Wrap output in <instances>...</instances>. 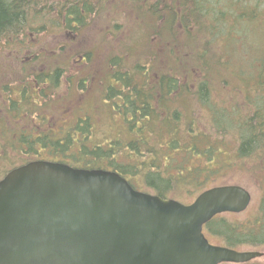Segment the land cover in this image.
I'll list each match as a JSON object with an SVG mask.
<instances>
[{"label": "trees", "instance_id": "1", "mask_svg": "<svg viewBox=\"0 0 264 264\" xmlns=\"http://www.w3.org/2000/svg\"><path fill=\"white\" fill-rule=\"evenodd\" d=\"M95 23L98 31L88 41L86 31ZM245 26L254 35L253 41L257 37L264 41V0H0V90L20 94L15 98L8 92L4 98L9 115L12 110L20 113L10 124L28 117L34 125L46 123L40 106L46 110L56 105L54 98L64 94L61 86L67 81L70 103L81 101L89 88L99 89V99L125 119L131 138L126 147L117 140L108 147H89L91 121L82 115L69 127L73 134L64 139L35 137L25 129L15 134L12 130L9 137L8 121L0 118V137L7 133L0 146V177L43 159L39 156L48 148L52 151L46 153L55 155L50 159L75 167L103 168L98 164L106 158L109 165L103 169L124 176L142 172L154 194L165 198L173 183L198 178L194 164L183 165L177 176L164 173L173 168L176 154H183L189 163L200 156L213 162L211 153L223 152L219 144L225 136L233 137L237 160L253 161L264 171V88L260 87L264 86V66L258 67L256 100L242 115H235L231 107L227 111L212 95L218 85L223 90L221 84H228L222 77L231 67L229 60L224 61L228 50L232 54L243 45L241 55L256 53L245 37ZM20 70L24 75L18 77ZM239 71L242 75L245 67ZM7 73L14 76L13 86L2 77ZM29 76L33 81L28 82ZM239 78L247 83L252 76ZM37 84L42 89L32 97ZM195 114L206 118L203 127L197 126L199 130L194 128L200 121ZM77 145L82 165L67 159ZM121 150H130L126 154L137 159L135 166L119 163ZM141 154L150 158L139 160ZM259 207L254 219L243 222L227 214L216 215L204 226L206 237L211 243L218 237L220 245L238 250L264 247V192Z\"/></svg>", "mask_w": 264, "mask_h": 264}, {"label": "water", "instance_id": "2", "mask_svg": "<svg viewBox=\"0 0 264 264\" xmlns=\"http://www.w3.org/2000/svg\"><path fill=\"white\" fill-rule=\"evenodd\" d=\"M252 202L239 184L185 204L141 191L118 171L38 159L0 180V264H223L262 257L213 244L204 226Z\"/></svg>", "mask_w": 264, "mask_h": 264}, {"label": "rangeland", "instance_id": "3", "mask_svg": "<svg viewBox=\"0 0 264 264\" xmlns=\"http://www.w3.org/2000/svg\"><path fill=\"white\" fill-rule=\"evenodd\" d=\"M99 1L100 0H98V2ZM242 29H244L245 31L246 39L249 41H253L254 35L247 28V26L243 27ZM97 31H98V23H95L92 27H90L86 31L85 38L89 41L90 39H92L93 34H96ZM238 33L241 34V30ZM257 38L258 39H256L253 42L248 41V43L250 44V47H252L251 49L252 52L256 51V53L252 54L250 53L251 52L250 50L248 52L250 54H247V56L245 54L241 55L243 45L241 47L238 46L235 52H233L232 54L230 52L233 50L227 51L228 55H227V58H224V61L225 63H227L226 60H229L231 67H229L228 70H224V72H222L223 73L222 77L228 81L227 82L228 84L226 85L221 84V85H224L223 90L220 89V85H218V89L215 86L217 90H214L212 93L213 96L219 99V98L224 97L226 91L233 92L236 96V97L234 96L233 97L237 98L236 104L238 106L237 111L234 112L235 115H238L239 113H241L242 115L245 108L248 106H251L252 103L254 104V100H256L254 98V94L258 91L257 88L259 87V85L256 82H258V78L260 77L259 75V77L257 78V73L259 70L258 67H260V65L264 66V51H263L264 41L262 40V37L260 38L257 37ZM245 45L248 46V44H245ZM139 50L135 54H138ZM15 65H19V63H15ZM243 66L245 67V72L241 75V72L239 71V67H243ZM17 69H20V68H17ZM19 73L20 74L18 75V77H20L21 75H24L23 71L21 70L19 71ZM72 75L73 74H70L68 76H72ZM241 76L246 77V79H249V76H252V79H250L249 82L244 83L245 80L242 78H239ZM2 77L5 80H7L8 83H10V85L13 86L12 83L14 82V80H12V78H14V76L7 73V74H3ZM263 77H264V74H263ZM63 78L65 81L66 75ZM251 80H253V83H251ZM31 81H33V76H29L28 78V82H31ZM226 87L228 88L234 87V89L227 90ZM260 87L264 88V86H261V85ZM41 89H42L41 86L37 84V88L35 90L36 94ZM15 91L11 93V90L10 91L8 90L6 93L8 94L9 92L11 97L13 95L15 98L16 97L19 98L18 95L17 96L14 95ZM98 91L99 89L94 90L92 88H89L87 92L83 93V99L81 101L70 103L69 102L70 98H67L69 87L67 85V81L64 82L61 86V92L64 94H59L57 97L54 98L56 105H52L50 108H47L46 111H43L45 110V107L40 106L42 108V113H45L50 118L48 125L46 127L45 123H42V124L37 123L34 125V122H33L34 119L29 118V117L27 120H23L20 124L18 123L15 125L10 124V121L13 119V116H18L20 113L18 114L14 110L11 111L13 114L9 115V113H7V110L5 108L8 106H6L4 103V98L6 96V93L0 90V108L2 109V111H0V118H4L8 121L7 125L9 127L8 128L9 137L15 134L19 129L20 130L25 129V130H28L29 132L35 129L34 130L35 136L38 135L37 137L46 136L45 133H50L53 139H58V137L63 136V135L59 133L57 135L54 134L55 135L54 136L52 135L53 133L51 132V129L53 131H59V129L62 127L64 123L67 127H71V126L74 127V125L76 124V120L77 119L79 120L78 115L79 116L82 115L84 117L89 118V120L91 121L92 132L88 136L89 141L87 142V145L89 147H94L100 144L108 147L111 141L113 140H117L120 143L124 141L125 142L124 147H126L127 142L131 139L128 136V132L126 130L127 128L126 124L120 115L113 113L110 110V108L106 106V104L103 101L99 99V95L97 94ZM36 94L34 93L31 96L34 97ZM213 102L214 100L211 98V103ZM173 105L174 103L171 104V106ZM197 109H199V107ZM225 109L228 110V108L226 107ZM4 110L6 114H2ZM200 111L201 110H199V112ZM58 112L62 113L63 115L61 114L59 120L56 121L54 120V118L56 116L58 117ZM202 113L205 114V112L201 111V114ZM22 117H25V116H22ZM194 117H197L200 120L196 122V124L194 125V128L199 130L197 126L203 127V122L206 118H204L203 120V118H200L203 116H200L199 114L198 115L195 114ZM11 130L16 131V132H12L13 133L12 134ZM5 135H7V133ZM5 135L0 137V146H1V140L4 139ZM225 137L226 138L222 139V141L219 144L220 149H222L223 152L217 153L216 151H214L213 153H211V156L214 157L213 162L208 163V161H206L207 158L203 159V157L200 156L199 157L200 159H195L193 160L192 163H189V161L185 162L182 159L184 157L183 154L181 153L178 155L176 154V156L178 157V160L176 162H173V168L165 169L166 171L164 170V173L177 176L179 175V169L182 168L183 165H186L189 168V166L194 164V165H197V169L195 171L199 173L198 178L196 180H193L190 183L180 182V181L173 183L172 185H170L169 189L165 191L166 193L165 195L171 198H175L181 202L188 203V202L193 201L200 192L208 188L218 186V185H223V184H241L247 187L251 191L253 195L252 203L250 204L248 209L242 213H234L235 215L227 213V215L232 220L241 221V222L248 221L249 219H254V216L258 214L259 209H260L259 207L260 200L264 192V171L263 170L261 171V168H259V166L255 164L253 161L245 160L243 162H240L239 160H237L232 150V147L234 146L233 137H230V138L229 136H225ZM47 150L48 148H46L44 153H42L39 157L45 159V158H51V156H55L52 154H47L46 153ZM80 150H81L80 145H77V147L71 148L69 150L70 154H68L67 159H69V161L77 165L79 164L82 165L83 164V161L81 160L82 151ZM128 151L130 150L119 151L118 161L119 163H126V162L132 163L135 166L137 163V159L134 157L131 158L129 154L127 156L126 153ZM4 152H7V151L4 150ZM146 155L141 154L140 156H138L139 160H142L144 158V160L146 161V159H149L150 156L147 157ZM165 156H166V153L164 157ZM170 156L171 157L174 156V151L170 150ZM74 157L77 159H75ZM100 160L101 159H99V161ZM177 162L181 163V166ZM101 163L103 164L101 165L98 164V165L103 168L108 167L109 165V161L106 158L103 159ZM190 172H194V171H190ZM141 173L137 172L136 174H131V172H128L126 173L125 177L137 189L145 191V192H149V193H155V189L152 186L148 185L147 181L143 178L144 174H141ZM165 174H162V176H165ZM3 176H1L0 178H2ZM212 243L220 244L222 243V240L218 237H213ZM242 249L243 250H259V251L264 252L263 246L243 247ZM239 264H264V255L262 257L253 259L249 262L239 263Z\"/></svg>", "mask_w": 264, "mask_h": 264}, {"label": "flooded vegetation", "instance_id": "4", "mask_svg": "<svg viewBox=\"0 0 264 264\" xmlns=\"http://www.w3.org/2000/svg\"><path fill=\"white\" fill-rule=\"evenodd\" d=\"M227 88V90H232V89H234V87H232V88H228V87H226ZM17 91H15V95H17ZM256 93H258V91L256 92ZM256 93L254 94V95H256ZM18 95H20V94H18ZM36 95H39V92H37V94ZM236 97L235 96V94L233 93V92H231V91H226L225 92V95H224V97L223 98H219L217 101H218V104L219 105H221V106H224V107H226V108H228V110L227 111H231V109H230V107L232 108V110L233 109H235V111H237V108H238V106H237V104H236V99L237 98H234V97ZM153 103H154V101H153ZM157 105H159V104H157ZM1 109V108H0ZM0 111H2V109L0 110ZM46 111V110H45ZM62 113H60V112H58V117L56 116V118H58L57 120H59V118H60V115H61ZM115 114H117V113H115ZM63 115V114H62ZM82 116H79V118H81ZM45 121H46V127H47V125H48V121L50 120V118L45 114L44 115V118H43ZM123 119V121L125 120L124 118H122ZM78 121V119L76 120V122ZM42 124V123H41ZM7 130V129H6ZM35 129H33V130H31L32 131V133L34 132L35 133V131H34ZM2 131V129H0V134L2 133L1 132ZM28 131V130H27ZM11 132H12V130H11ZM18 132V131H17ZM16 132V133H17ZM51 132L53 133L52 135H57V134H59V133H61L63 136H60V137H58V139H64V138H66L67 136H70V135H72L73 134V131H70V129H69V127H67L66 125H65V123L62 125V127L59 129V131H53L52 129H51ZM55 132V133H54ZM75 134H77V128L75 129ZM148 133V132H147ZM46 134V136L47 137H49L50 136V138H51V134L50 133H45ZM79 134V133H78ZM17 135V134H16ZM32 135H35V134H32ZM54 135V136H55ZM38 136V135H37ZM37 136H35V137H37ZM59 136V135H58ZM51 149H48L47 150V153H51ZM45 160H50V161H56V160H54V159H50V158H45ZM10 171V170H9ZM8 173V172H7ZM6 173V174H7ZM5 174V175H6ZM4 175V176H5ZM3 176V177H4ZM2 177V178H3ZM2 178H0V180L2 179ZM131 183V182H130ZM132 184V183H131ZM133 185V184H132ZM134 186V185H133ZM135 187V186H134ZM136 188V187H135ZM253 196V195H252ZM197 197V196H196ZM195 197V198H196ZM167 198H171V197H167ZM262 198V197H261ZM177 200V199H176ZM191 202H193V201H191ZM191 202H188V203H185V204H189V203H191Z\"/></svg>", "mask_w": 264, "mask_h": 264}]
</instances>
